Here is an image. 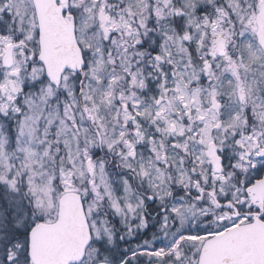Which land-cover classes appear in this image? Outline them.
Instances as JSON below:
<instances>
[{
  "label": "snow or ice",
  "instance_id": "obj_1",
  "mask_svg": "<svg viewBox=\"0 0 264 264\" xmlns=\"http://www.w3.org/2000/svg\"><path fill=\"white\" fill-rule=\"evenodd\" d=\"M0 264H264V0H0Z\"/></svg>",
  "mask_w": 264,
  "mask_h": 264
}]
</instances>
